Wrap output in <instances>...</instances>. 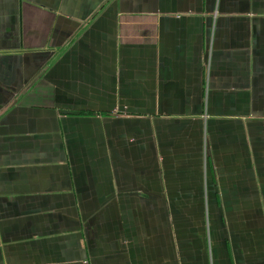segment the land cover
Returning a JSON list of instances; mask_svg holds the SVG:
<instances>
[{"label":"crops","instance_id":"0c3cea01","mask_svg":"<svg viewBox=\"0 0 264 264\" xmlns=\"http://www.w3.org/2000/svg\"><path fill=\"white\" fill-rule=\"evenodd\" d=\"M0 264H264V0H0Z\"/></svg>","mask_w":264,"mask_h":264}]
</instances>
